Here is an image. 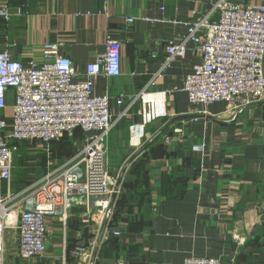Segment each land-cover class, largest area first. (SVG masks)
<instances>
[{
	"label": "crops",
	"instance_id": "1",
	"mask_svg": "<svg viewBox=\"0 0 264 264\" xmlns=\"http://www.w3.org/2000/svg\"><path fill=\"white\" fill-rule=\"evenodd\" d=\"M215 1L7 0L11 17L0 19V50L8 49L14 59L41 63L44 44L60 43L59 53L83 71L104 52L107 33L121 45L120 76L98 77L95 91L108 94L116 120L107 139L106 166L113 175L124 161L129 163L127 188L118 194L125 195L120 208L102 224L94 264H181L191 255L216 257L222 264H264V214L258 212L264 202V97L241 108L236 102L189 103L179 88L199 62L191 48L160 71L165 44L184 37L185 23L208 15ZM142 90L151 105L149 119L142 122L139 100L118 118L123 107L115 97ZM10 113L8 106L0 116ZM180 115L187 118L172 121ZM135 125L136 130L130 128ZM145 144L151 148L145 146L150 152L142 165L143 182L132 166ZM156 146L161 149L152 156ZM48 149L53 160L54 146ZM36 152L43 155V147ZM22 182V187L28 183ZM93 210L91 204L76 206L65 228L48 218L45 262L14 258L12 264L72 262L73 250L96 237ZM115 229L121 236L112 234Z\"/></svg>",
	"mask_w": 264,
	"mask_h": 264
},
{
	"label": "built area",
	"instance_id": "2",
	"mask_svg": "<svg viewBox=\"0 0 264 264\" xmlns=\"http://www.w3.org/2000/svg\"><path fill=\"white\" fill-rule=\"evenodd\" d=\"M211 14H216V19L211 20ZM10 17L7 0H0V19L7 22ZM185 24V36L165 44L160 71L169 68L174 60L185 58L190 48L199 56V62L179 88L189 103L208 106L236 102L241 108L263 99L264 2L216 0L208 15ZM59 46L60 43H45L41 63L22 62L11 57L8 49L0 50V112L8 106L11 109L9 118L0 116V264H7L10 232L14 233V258L26 262L47 256L48 218L65 228L72 209L82 204L94 207L92 214L98 217L93 226L96 237L88 245L76 247L72 252L74 260L68 264H94L104 236L100 232L102 224L112 217L115 197L122 191L129 166L124 161L113 175L107 169L106 144L116 120L112 118L108 94L95 91L98 77L120 76V42L107 33L104 52L87 62L83 71L59 53ZM155 76L158 79L159 72ZM146 96L142 90L125 98L115 97L114 103L123 107L118 118L139 100L138 114L145 123L151 106ZM78 127L83 139L73 155L56 162L14 193L13 158L17 146L21 142L36 143L48 153L50 143L64 134L70 136ZM258 212L264 214V202L258 205ZM111 232L115 236L122 234L119 229ZM181 264L222 262L216 257L191 255Z\"/></svg>",
	"mask_w": 264,
	"mask_h": 264
},
{
	"label": "rangeland",
	"instance_id": "3",
	"mask_svg": "<svg viewBox=\"0 0 264 264\" xmlns=\"http://www.w3.org/2000/svg\"><path fill=\"white\" fill-rule=\"evenodd\" d=\"M29 147H34V149H31ZM22 149L24 150V153L21 152ZM44 153H45V159L47 157V161L44 159V163L42 161L43 156L40 155V153H37L36 151H42V146L39 144H31L30 142H21L18 146L17 149L14 153V158L13 162L14 165L16 166L17 159L22 160V164L19 167H16V170L14 172L13 170V192L17 193L20 191L22 188V176H27L26 181L31 182L34 181L35 179L39 178L42 174L43 171L47 170L48 168H51L53 165L56 164V159H51L50 156H47V152L45 151V147H43ZM45 164V165H44ZM15 168V167H14ZM42 171V172H41ZM22 172V174H19ZM17 175V176H16ZM16 181V182H15ZM14 183H18V185H15ZM7 248H8V256H7V264H12L14 262V253L13 247L15 245V240H14V233L10 232L7 234ZM62 242V241H61ZM60 242V244H61ZM61 258V255L59 259ZM36 260V259H33ZM32 260V261H33ZM43 263L44 258L42 259ZM59 261V260H57ZM33 263V262H32Z\"/></svg>",
	"mask_w": 264,
	"mask_h": 264
},
{
	"label": "trees",
	"instance_id": "4",
	"mask_svg": "<svg viewBox=\"0 0 264 264\" xmlns=\"http://www.w3.org/2000/svg\"><path fill=\"white\" fill-rule=\"evenodd\" d=\"M83 139V132L82 130L78 127V128H75L72 132V134L69 136L67 134H64L60 139H58L57 141H54L52 143H50L49 145V148L50 149H53V146H54V150L52 152V156L54 159H56L57 163H60L61 161H63L64 159L66 158H69L71 155H73V153L75 152V149L76 147L78 146V144L82 141ZM74 142L77 143V145H74ZM33 144V143H31ZM145 146H149L148 149L151 148V145H144V149H145ZM155 149L152 151L151 155L152 156H156L158 154V151L161 149V146H156L154 147ZM49 151V149H48ZM24 153V150L22 149V151ZM149 151H145L142 153V156H140L139 158H137L132 166V168L134 167V165L136 166V176H139L141 178V181H145L146 179V175H145V171L143 170L142 168V165L146 162V160L148 159L149 157ZM43 155V158H42V161L44 163V159H45V153L43 152L42 153ZM23 165L22 164V160L21 159H17V163H16V166L14 165V172L16 170V167H19ZM45 165V164H44ZM46 172V171H45ZM44 172V173H45ZM43 173V174H44ZM19 174H22V172H20ZM42 174V175H43ZM131 174V169L129 170L128 172V175ZM17 176V175H16ZM21 178L26 179L27 176H22ZM126 176L124 178V181L122 182V188H127V183H126ZM32 182V181H31ZM29 182V183H31ZM29 183H27L26 185H28ZM15 184V183H14ZM26 185H24L22 188H24ZM21 188V189H22ZM117 199L115 201V207H114V211H113V214L115 215V213L117 212L118 208H120L121 206V201H123V199L125 198V195L123 193H121L120 195H117ZM113 223V222H112ZM111 223V225H112Z\"/></svg>",
	"mask_w": 264,
	"mask_h": 264
},
{
	"label": "water",
	"instance_id": "5",
	"mask_svg": "<svg viewBox=\"0 0 264 264\" xmlns=\"http://www.w3.org/2000/svg\"><path fill=\"white\" fill-rule=\"evenodd\" d=\"M184 118H187V115H180V116H177L175 118L172 119V121H177V120H181V119H184ZM171 121V122H172Z\"/></svg>",
	"mask_w": 264,
	"mask_h": 264
}]
</instances>
